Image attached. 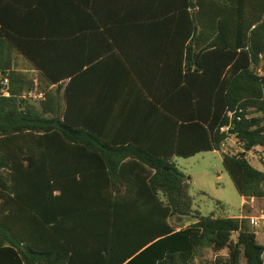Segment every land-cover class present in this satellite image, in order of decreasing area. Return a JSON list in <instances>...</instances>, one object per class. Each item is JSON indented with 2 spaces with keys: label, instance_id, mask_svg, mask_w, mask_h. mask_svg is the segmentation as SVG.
<instances>
[{
  "label": "trees",
  "instance_id": "obj_1",
  "mask_svg": "<svg viewBox=\"0 0 264 264\" xmlns=\"http://www.w3.org/2000/svg\"><path fill=\"white\" fill-rule=\"evenodd\" d=\"M176 16L168 81L153 88L154 74L133 73L161 137L121 143L70 118L62 76L74 72L43 60L53 33L0 24V264H263L248 218L264 211V174L244 153H222L246 203L240 218L201 216L173 159L221 152L229 135L264 151V76L252 70L264 59V0H188ZM34 80L43 101L27 97ZM234 110L240 120L220 132Z\"/></svg>",
  "mask_w": 264,
  "mask_h": 264
},
{
  "label": "crops",
  "instance_id": "obj_2",
  "mask_svg": "<svg viewBox=\"0 0 264 264\" xmlns=\"http://www.w3.org/2000/svg\"><path fill=\"white\" fill-rule=\"evenodd\" d=\"M187 2L0 0V24L26 26L27 33L35 32V26H42V33L56 36L44 48L43 60L57 73L74 72L62 76L68 113L74 122L97 126L111 142L136 138L138 133L155 138L161 137L163 118H153L152 122L140 112L153 108L141 93V85L133 73L154 74L146 82L153 88L168 81L163 80L161 73L172 72L177 67L178 52L172 41L179 38L177 12ZM26 72H32L36 78L35 71ZM34 83L33 98L29 99L45 100V94L37 89V80ZM217 153L222 155L223 151ZM176 159H173L175 163ZM241 199L243 206L244 198ZM240 217L241 213L236 218ZM185 221L186 226L192 223ZM255 235L264 246L259 241L264 232ZM262 259L264 264V253Z\"/></svg>",
  "mask_w": 264,
  "mask_h": 264
},
{
  "label": "rangeland",
  "instance_id": "obj_3",
  "mask_svg": "<svg viewBox=\"0 0 264 264\" xmlns=\"http://www.w3.org/2000/svg\"><path fill=\"white\" fill-rule=\"evenodd\" d=\"M33 76L32 72H27ZM241 145L229 135L222 145L223 154H240ZM255 157L259 153L253 152ZM248 156L250 165L259 171L264 172V167L260 165L252 156ZM176 166L185 175L190 177L189 194L192 197V209L200 213L201 216L211 214L221 217H238L242 209V199L239 196L233 182L222 165V155L217 152H206L189 159H176ZM219 203L221 205L217 206ZM264 206V204H263ZM264 210V207H263ZM190 222V220H189ZM173 225L186 226L187 221L172 220ZM259 241L264 244V236L259 237ZM206 258H210L209 253Z\"/></svg>",
  "mask_w": 264,
  "mask_h": 264
},
{
  "label": "built area",
  "instance_id": "obj_4",
  "mask_svg": "<svg viewBox=\"0 0 264 264\" xmlns=\"http://www.w3.org/2000/svg\"><path fill=\"white\" fill-rule=\"evenodd\" d=\"M252 70L254 71V73L259 76V77H263L264 76V59L262 58V56H259V65H252ZM0 84L2 86V90L1 93L3 96L8 97L9 96V92H8V87H9V80L7 78V76H1L0 77ZM40 98L42 97V95H38ZM28 98H33V91L30 92L27 95ZM241 112V110L238 111H228L226 113L227 117H228V121L229 124L225 127H222L220 129V132L223 133H227L228 130L230 128H232L233 125V121H239L240 120V116L238 115ZM240 153H244L245 154V158L248 159V156H252V158L256 159L261 165L264 166V151L262 148L260 147H254L253 149L249 150V151H243V149H240ZM257 152L259 153L257 155V157H255L253 152ZM244 202L246 203V200L244 199ZM251 203L253 202V199H251L250 201ZM249 220V224L252 227L253 231L255 234H258L259 232H264V211H260L258 212L256 215H253L251 217L248 218Z\"/></svg>",
  "mask_w": 264,
  "mask_h": 264
},
{
  "label": "water",
  "instance_id": "obj_5",
  "mask_svg": "<svg viewBox=\"0 0 264 264\" xmlns=\"http://www.w3.org/2000/svg\"><path fill=\"white\" fill-rule=\"evenodd\" d=\"M182 219L181 218H178V221H181Z\"/></svg>",
  "mask_w": 264,
  "mask_h": 264
}]
</instances>
